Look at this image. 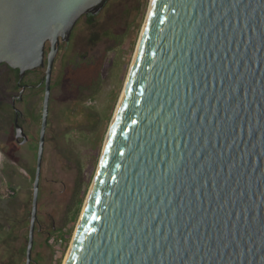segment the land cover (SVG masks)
<instances>
[{
    "label": "water",
    "instance_id": "95a60500",
    "mask_svg": "<svg viewBox=\"0 0 264 264\" xmlns=\"http://www.w3.org/2000/svg\"><path fill=\"white\" fill-rule=\"evenodd\" d=\"M108 1L0 0V64L44 69L25 264L59 46ZM109 128L63 264H264V0H151Z\"/></svg>",
    "mask_w": 264,
    "mask_h": 264
},
{
    "label": "rangeland",
    "instance_id": "374dc122",
    "mask_svg": "<svg viewBox=\"0 0 264 264\" xmlns=\"http://www.w3.org/2000/svg\"><path fill=\"white\" fill-rule=\"evenodd\" d=\"M150 2L109 0L91 21L85 18L77 22L70 42L62 45L56 56L49 101L51 128L46 132L48 142L41 165L31 264L64 263ZM84 69L87 87L75 86L74 80ZM13 75L0 66V82ZM29 76L43 78L44 69ZM41 91V102L35 107L31 101L26 111L34 107L40 115L43 85ZM36 149H7L22 161L18 157L17 161L6 160L0 150V264H25L23 249L27 244ZM11 188L14 194L8 195ZM50 237L60 242L50 245Z\"/></svg>",
    "mask_w": 264,
    "mask_h": 264
},
{
    "label": "flooded vegetation",
    "instance_id": "af4514ba",
    "mask_svg": "<svg viewBox=\"0 0 264 264\" xmlns=\"http://www.w3.org/2000/svg\"><path fill=\"white\" fill-rule=\"evenodd\" d=\"M85 18L88 19L89 17L82 16L78 21L81 19L85 20ZM76 24L71 32L70 40ZM64 44L67 43H60L59 51ZM46 48L48 50V45ZM0 66L7 67V69L14 74L12 78L7 77L4 81L0 82V150L3 158L6 160L11 158L17 161L16 158L18 157V160L22 161L21 156L18 154L10 155L7 149L17 148V150H21L28 148L31 150L38 147L42 109L40 115H38L34 107H32V111L29 109L26 111L25 108L31 101L32 106L34 104L35 107L41 102L42 85L44 87L43 78H32L29 76L39 69L26 72L24 76L20 78L18 74L5 64H0ZM75 67L76 66H73L72 69ZM21 106L23 107L21 108ZM16 126L22 129L24 137H17ZM50 128L51 119L48 110L46 132ZM46 132L44 147L48 142Z\"/></svg>",
    "mask_w": 264,
    "mask_h": 264
},
{
    "label": "trees",
    "instance_id": "16d2710c",
    "mask_svg": "<svg viewBox=\"0 0 264 264\" xmlns=\"http://www.w3.org/2000/svg\"><path fill=\"white\" fill-rule=\"evenodd\" d=\"M109 2V1H108ZM107 2V3H108ZM87 17H89L88 18V21H91L94 17H91V16H87ZM83 61H85L84 60V58H83ZM12 71H14L16 74H18V71L17 70H13V69H11ZM40 70V69H39ZM92 74H93V69L92 70H90V71H88V77H90V76H92ZM74 84H75V86H82V87H87V84L85 83V69H84V71H83V73H82V75L80 76V77H78V78H76L75 80H74ZM9 221V220H8ZM6 241H4L3 243H5ZM27 242V241H26ZM27 245V244H26ZM65 247H66V242H65V244H64V246H63V250L65 249ZM24 258H25V251H26V246L24 247Z\"/></svg>",
    "mask_w": 264,
    "mask_h": 264
},
{
    "label": "built area",
    "instance_id": "2783aa9c",
    "mask_svg": "<svg viewBox=\"0 0 264 264\" xmlns=\"http://www.w3.org/2000/svg\"><path fill=\"white\" fill-rule=\"evenodd\" d=\"M14 194V191L11 189H9L8 191V195H13ZM60 242V240L56 239L55 237H50L49 240H48V243L50 245H55L56 243Z\"/></svg>",
    "mask_w": 264,
    "mask_h": 264
},
{
    "label": "bare ground",
    "instance_id": "6f19581e",
    "mask_svg": "<svg viewBox=\"0 0 264 264\" xmlns=\"http://www.w3.org/2000/svg\"><path fill=\"white\" fill-rule=\"evenodd\" d=\"M151 1V0H150ZM151 3V2H150ZM149 8H150V5H149ZM148 12H149V9H148ZM148 12H147V15H148ZM147 17V16H146ZM145 21H146V18H145ZM145 21H144V24H145ZM144 24H143V27H144ZM143 27H142V30H143ZM142 30H141V33H142ZM141 33H140V36H141ZM139 39H140V37H139ZM138 42H139V40H138ZM137 45H138V43H137ZM137 48V47H136ZM135 51H136V49H135ZM135 54V53H134ZM133 57H134V55H133ZM133 61V60H132ZM131 64H132V62H131ZM131 67V66H130ZM130 70V69H129ZM125 87V86H124ZM122 95V94H121ZM121 98V97H120ZM119 101H120V99H119ZM119 103V102H118ZM117 106H118V104H117ZM116 111V110H115ZM110 129V128H109ZM91 188V187H90ZM90 191V190H89ZM88 197V196H87ZM86 200H87V198H86ZM85 203H86V201H85ZM85 205V204H84ZM84 208V207H83ZM82 214V213H81ZM76 231V230H75ZM74 234H75V232H74ZM74 234H73V237H74ZM73 239V238H72ZM72 242V241H71ZM67 253H68V251H67ZM66 258V257H65Z\"/></svg>",
    "mask_w": 264,
    "mask_h": 264
}]
</instances>
